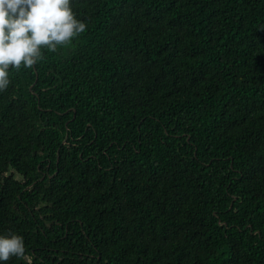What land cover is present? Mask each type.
<instances>
[{
	"label": "trees",
	"instance_id": "obj_1",
	"mask_svg": "<svg viewBox=\"0 0 264 264\" xmlns=\"http://www.w3.org/2000/svg\"><path fill=\"white\" fill-rule=\"evenodd\" d=\"M71 5L0 92V264H264V0Z\"/></svg>",
	"mask_w": 264,
	"mask_h": 264
},
{
	"label": "clouds",
	"instance_id": "obj_2",
	"mask_svg": "<svg viewBox=\"0 0 264 264\" xmlns=\"http://www.w3.org/2000/svg\"><path fill=\"white\" fill-rule=\"evenodd\" d=\"M86 30L71 0H0V92L11 83L10 68H31L44 59L43 49L56 52L58 47L72 46ZM24 254L22 236L0 235V261Z\"/></svg>",
	"mask_w": 264,
	"mask_h": 264
},
{
	"label": "rangeland",
	"instance_id": "obj_3",
	"mask_svg": "<svg viewBox=\"0 0 264 264\" xmlns=\"http://www.w3.org/2000/svg\"><path fill=\"white\" fill-rule=\"evenodd\" d=\"M16 177H21L19 174H15Z\"/></svg>",
	"mask_w": 264,
	"mask_h": 264
}]
</instances>
